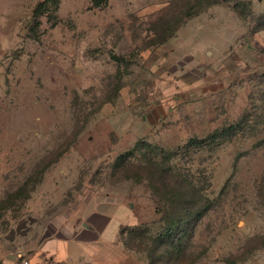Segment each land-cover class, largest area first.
Listing matches in <instances>:
<instances>
[{
	"label": "rangeland",
	"instance_id": "1",
	"mask_svg": "<svg viewBox=\"0 0 264 264\" xmlns=\"http://www.w3.org/2000/svg\"><path fill=\"white\" fill-rule=\"evenodd\" d=\"M41 1L0 0V263L117 201L140 264H258L264 5Z\"/></svg>",
	"mask_w": 264,
	"mask_h": 264
},
{
	"label": "crops",
	"instance_id": "2",
	"mask_svg": "<svg viewBox=\"0 0 264 264\" xmlns=\"http://www.w3.org/2000/svg\"><path fill=\"white\" fill-rule=\"evenodd\" d=\"M257 2L264 5V0ZM126 208L117 201L99 202L70 236L49 238L28 249L27 255L32 264H140L119 241L123 227L132 224L119 214V210L127 214ZM258 264H264V253Z\"/></svg>",
	"mask_w": 264,
	"mask_h": 264
},
{
	"label": "trees",
	"instance_id": "3",
	"mask_svg": "<svg viewBox=\"0 0 264 264\" xmlns=\"http://www.w3.org/2000/svg\"><path fill=\"white\" fill-rule=\"evenodd\" d=\"M49 2H54V0H43V1H41L40 3H38V4L36 5V7L34 8V16H36V15L38 14V12H40L42 9H44L45 6H46ZM94 3L98 5V4H100V1H99V0H94ZM214 135H215V134H214ZM208 138H209V137H205V138H201V139L192 138V139H189V140H188V143H189V144H196V145H199V144H203V143H205L206 141H208ZM132 152H133V150L129 151L128 153H125V154L121 155L119 158H124V157H126L128 154H131ZM175 223H176V222H174V221L171 223V227H169V229L167 230V233H165V234H169V233L172 231V229L175 228Z\"/></svg>",
	"mask_w": 264,
	"mask_h": 264
},
{
	"label": "built area",
	"instance_id": "4",
	"mask_svg": "<svg viewBox=\"0 0 264 264\" xmlns=\"http://www.w3.org/2000/svg\"><path fill=\"white\" fill-rule=\"evenodd\" d=\"M12 264H32V262L28 256L18 254Z\"/></svg>",
	"mask_w": 264,
	"mask_h": 264
},
{
	"label": "water",
	"instance_id": "5",
	"mask_svg": "<svg viewBox=\"0 0 264 264\" xmlns=\"http://www.w3.org/2000/svg\"><path fill=\"white\" fill-rule=\"evenodd\" d=\"M1 264V263H0Z\"/></svg>",
	"mask_w": 264,
	"mask_h": 264
}]
</instances>
